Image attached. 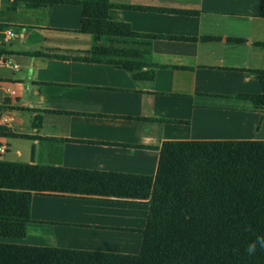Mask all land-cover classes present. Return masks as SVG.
<instances>
[{
    "label": "crops",
    "instance_id": "crops-1",
    "mask_svg": "<svg viewBox=\"0 0 264 264\" xmlns=\"http://www.w3.org/2000/svg\"><path fill=\"white\" fill-rule=\"evenodd\" d=\"M110 2L140 36L82 32L79 4L0 0L2 160L155 177L165 141L264 140V106L246 98L263 93L261 0ZM148 213V201L35 193L26 236L0 242L137 255Z\"/></svg>",
    "mask_w": 264,
    "mask_h": 264
},
{
    "label": "trees",
    "instance_id": "trees-1",
    "mask_svg": "<svg viewBox=\"0 0 264 264\" xmlns=\"http://www.w3.org/2000/svg\"><path fill=\"white\" fill-rule=\"evenodd\" d=\"M23 1L29 8L81 5V31L97 39L140 36L111 17L110 0ZM94 51L113 53L99 46ZM8 53L0 47V56ZM108 61L131 72L140 65ZM255 73L263 93L246 98L264 106V71ZM153 76L147 72V78ZM35 193L148 201L141 251L127 255L0 242V264H264V247L256 243L248 251L264 237V140L165 141L155 177L14 163L0 156V237L26 236Z\"/></svg>",
    "mask_w": 264,
    "mask_h": 264
},
{
    "label": "built area",
    "instance_id": "built-area-1",
    "mask_svg": "<svg viewBox=\"0 0 264 264\" xmlns=\"http://www.w3.org/2000/svg\"><path fill=\"white\" fill-rule=\"evenodd\" d=\"M5 33V40L9 41L13 37H15V32L12 29H7L4 31ZM2 63L8 62V60H1ZM13 118L12 117H5L4 121H11ZM7 151V147L5 145H0V155L4 154Z\"/></svg>",
    "mask_w": 264,
    "mask_h": 264
},
{
    "label": "clouds",
    "instance_id": "clouds-1",
    "mask_svg": "<svg viewBox=\"0 0 264 264\" xmlns=\"http://www.w3.org/2000/svg\"><path fill=\"white\" fill-rule=\"evenodd\" d=\"M256 243H259L261 247H264V237L258 238L257 242L253 243L252 245L249 246L248 251L251 253L255 250L256 248Z\"/></svg>",
    "mask_w": 264,
    "mask_h": 264
}]
</instances>
